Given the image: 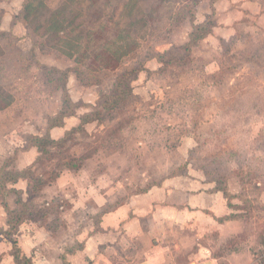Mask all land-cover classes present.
Listing matches in <instances>:
<instances>
[{"label": "rangeland", "instance_id": "374dc122", "mask_svg": "<svg viewBox=\"0 0 264 264\" xmlns=\"http://www.w3.org/2000/svg\"><path fill=\"white\" fill-rule=\"evenodd\" d=\"M129 1L43 0L50 12L64 7L71 23L66 36H54L47 32L49 14L25 22V0H0V179L8 172L28 178L0 184V264L10 244L62 264L65 255L83 249V238L107 214L133 200L144 207L141 197L165 183L207 195L197 208L189 207L199 212L193 234L205 235L201 241L219 264H259L264 24L252 18L218 28L188 56L195 24L208 17L211 28L216 23L213 0H134L127 10ZM79 35L84 48L76 63L61 49L64 39ZM120 45L127 55L117 63ZM155 53L181 61L163 66L149 61ZM131 69L140 72L116 109L44 154L33 146L34 137L61 140L77 129ZM57 71L66 72V80ZM62 115L61 126L51 128ZM38 180L46 183L40 192ZM19 198L29 209L17 204ZM21 213L23 222L13 221ZM176 255L171 250L174 263H188ZM21 257L28 258L23 252ZM74 264H83V254Z\"/></svg>", "mask_w": 264, "mask_h": 264}, {"label": "crops", "instance_id": "0c3cea01", "mask_svg": "<svg viewBox=\"0 0 264 264\" xmlns=\"http://www.w3.org/2000/svg\"><path fill=\"white\" fill-rule=\"evenodd\" d=\"M263 2L218 0L213 5L209 3L215 10L216 23L214 22L210 34L204 40L214 38L218 28L229 29L238 21L255 18L259 24H264ZM201 24L203 22L195 26ZM172 184L165 183L161 189H151L142 196L143 209L137 208L140 202L133 200L129 205L107 214L97 231L94 229L91 232L92 229H89L91 233L87 238H83V249L65 255L62 264H74L76 258L82 254L83 264H121L122 261H125V264H177L170 256L171 250H174L176 256H183L187 264H219L218 258L213 255L212 247L201 241L205 235L201 237V234H193L195 226L198 225L193 219L199 216V212L190 211L189 207L197 208V201L207 195H198L199 191L192 193L189 187L172 188ZM141 209L143 212L138 213ZM225 215L227 216V212ZM228 220L226 219L227 223H230ZM135 242H138L139 247L137 246L135 251L131 248V254L123 258L121 253ZM10 245L8 259L5 256L2 264H16L11 253L14 247ZM17 248L23 255L31 258V264H48L44 260H38L39 257L33 251L28 254L19 244Z\"/></svg>", "mask_w": 264, "mask_h": 264}, {"label": "trees", "instance_id": "16d2710c", "mask_svg": "<svg viewBox=\"0 0 264 264\" xmlns=\"http://www.w3.org/2000/svg\"><path fill=\"white\" fill-rule=\"evenodd\" d=\"M38 1L43 0H25L24 7L20 13V18L25 21L29 22L31 17L34 15H48V18H46V25H47V32L48 34L54 35V36H60V35H67L68 32V26L71 25V23L68 24L67 19L65 18L66 16V11L63 8L58 9L57 11L50 12L48 5H46V2L40 3ZM134 0H130L127 5H125V9L131 8V3ZM218 0H213V3ZM211 32V22L209 18L201 25L195 26L193 28V32L190 34V42L188 45L185 46L186 53L188 56H191L192 53V48L197 45L200 41L204 40L207 38V36ZM63 38V37H62ZM82 35L77 36L76 38L72 37L71 39H64L62 42L65 44V48H62L61 52L68 57L69 59H74L76 63H78V59L76 58V52L82 51L83 45H82ZM118 41V40H117ZM120 42H126L123 39H119ZM118 41V42H119ZM124 45H120L117 48L116 54H120V57L118 59L117 63H120L121 59L127 55V50L124 49ZM150 60H156L159 64L163 66H168V65H174L178 64L181 60L178 59L177 57H174L173 55H170L168 53H155L152 55L149 59ZM111 61V60H110ZM109 62V61H108ZM111 64V63H110ZM62 75L63 78L67 77L66 72H61L57 71ZM139 69H131L128 71H125V73L122 75V78L119 80L120 83L117 84L115 91L107 98L104 99L103 103L100 104V110H97L94 114H89L85 115L84 117L81 118V124L77 129H73L70 132H67L65 134V137L61 140H54L52 137L47 134L46 136L43 137H34L32 142L33 146L37 147L39 150H41V153L44 154V151L49 147V146H61L66 143V140L69 136L73 135L74 132H82L85 130V127L89 124L95 123L98 120L102 119V115L106 111H111L113 109H116L122 101L125 100L126 93L128 92L129 89V82L131 80V77L134 75H137L139 73ZM66 80V78H65ZM1 103V102H0ZM63 115L58 117V121L55 123L51 124V128H55L58 126H61V121L63 122ZM20 180H28L26 177V172H21V173H6L3 174L1 179H0V184L3 187H6L8 184H16ZM35 186V191L40 192L45 186L46 183L44 181L38 180L34 182ZM19 193V192H18ZM224 195L227 196L228 192L225 190ZM17 204H22L23 209H29V206L25 204L21 198L18 199ZM24 213H21L19 215H16V218L13 221H22ZM13 218V217H12ZM11 218V219H12ZM11 219L8 221V225L12 228H14V224L12 223ZM23 222V221H22ZM21 222V223H22ZM20 223V224H21ZM19 224V225H20ZM261 245L264 248V235L261 237ZM13 257L15 260L16 264H31V261L29 259L22 258L21 257V251L17 248L16 245H14V252H13ZM259 264H264V254L262 259L260 260Z\"/></svg>", "mask_w": 264, "mask_h": 264}]
</instances>
